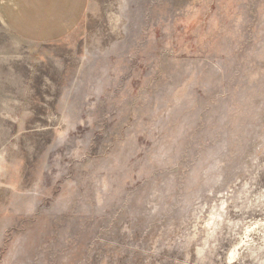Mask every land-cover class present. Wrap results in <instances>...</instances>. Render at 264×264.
I'll return each instance as SVG.
<instances>
[{
  "label": "rangeland",
  "instance_id": "374dc122",
  "mask_svg": "<svg viewBox=\"0 0 264 264\" xmlns=\"http://www.w3.org/2000/svg\"><path fill=\"white\" fill-rule=\"evenodd\" d=\"M0 264H264V0L0 15Z\"/></svg>",
  "mask_w": 264,
  "mask_h": 264
},
{
  "label": "crops",
  "instance_id": "0c3cea01",
  "mask_svg": "<svg viewBox=\"0 0 264 264\" xmlns=\"http://www.w3.org/2000/svg\"><path fill=\"white\" fill-rule=\"evenodd\" d=\"M85 9L86 0H0V15L9 29L34 40L72 32Z\"/></svg>",
  "mask_w": 264,
  "mask_h": 264
}]
</instances>
